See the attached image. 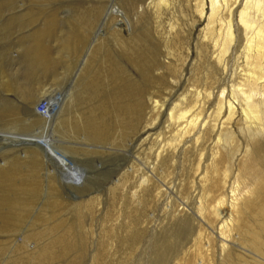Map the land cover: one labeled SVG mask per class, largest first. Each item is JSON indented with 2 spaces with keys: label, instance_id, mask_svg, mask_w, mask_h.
I'll return each mask as SVG.
<instances>
[{
  "label": "rangeland",
  "instance_id": "rangeland-1",
  "mask_svg": "<svg viewBox=\"0 0 264 264\" xmlns=\"http://www.w3.org/2000/svg\"><path fill=\"white\" fill-rule=\"evenodd\" d=\"M150 1L0 0V160L16 157L23 152L32 156L37 154L41 161L39 167L41 171L40 178L39 173L35 177L43 181V189L36 199L35 208L27 211L29 216L19 227L18 232H0V264H224L221 260V251L214 244H210L206 237L211 229L207 224L204 223L200 226L198 220L194 221L192 218H186L183 222L171 219L172 209L176 203L188 204L192 209H196L199 205L203 195V181L198 180L203 173H206L204 165L212 157L210 156L211 139L204 144L206 148H202L198 154L193 151L185 154L179 149L174 154V158L167 159L163 169L159 166L160 169L156 170L157 175L154 177L155 181H144L147 166L157 162L156 156L162 149L161 147L171 148L168 144L176 142L175 132L173 130L167 132L168 129L165 128V124L163 125V120L156 119L158 117L153 115L150 109L147 110V108L144 112L146 116L150 113L152 118H149L150 122H148V127L153 130L152 136L147 141H144L142 137L138 139L135 134V136L131 135L132 139L128 138L125 141L112 140L110 143L107 140L103 146L95 141L87 140L86 142L84 138L83 141L81 139L74 140L72 135L65 136L61 129L62 120L74 99L72 95L77 94L79 90L80 81L78 78H80L79 69L81 67L79 65L82 64L83 59L90 51V56L93 61H96L95 64L99 65V69H103L105 66L101 61L103 55L99 56V53L94 56V53L100 51L101 48L103 49L101 52L109 51L113 55L112 62H120L141 85L146 82L132 61L120 51L121 43L117 39L120 32L127 34V26H131L133 30L145 28L142 31L143 34L150 35L145 37L154 40L146 41L154 48L158 46L156 49L159 50L153 48V52L157 53L156 57L153 53L157 59L153 58V61L155 59L157 66H160L159 69L163 68L160 73H164V77L158 73L159 70H157L159 77L156 72L152 73V76L155 74L156 79L147 85L149 91L147 90L148 93L145 94L149 96L146 95L148 97L144 98V95L142 100L145 99L148 102L149 97L161 96L163 102L167 100L165 103L170 106H168L170 111V109L177 108L181 99L184 98V94H189L190 97L193 94H191L192 90L194 92L203 87L211 75V69L207 65L212 59V48L209 47L212 42L204 44L203 47L208 48L209 52L205 53L207 49L204 50L205 52H202L200 58H197L198 55L194 52L196 44H201L203 40L200 29L204 28L205 24L199 25L193 35L188 33L182 39L191 49L190 57L178 62L179 67L175 64L165 67L161 63V60L165 58V55L162 54H165L166 51L169 53H166L168 57L174 58L178 54L179 47L171 42L172 39L163 40L165 35L161 36L160 33H157V36L155 27L159 26L158 30L164 33L170 29L169 24L176 18L164 15L163 18L153 20L149 15L144 17L139 14L138 10L141 9V6L147 5ZM194 1L191 0L192 3ZM186 2L182 5L185 13L189 12L188 2ZM176 15L182 19L179 12ZM82 16L90 17L92 23L89 22L88 36L82 39L81 48L79 47L84 51L78 49L79 52L74 54L72 51L65 50L64 46H66L67 39H73L77 34L79 23L83 20ZM178 17L177 20L183 22V19ZM214 26L218 34L221 23L218 22ZM41 30L45 31L41 35V41L44 46L47 44L46 49L49 48L47 53L52 59L51 64L32 62V57L29 56L35 42L39 40V31L41 32ZM85 31H87L86 28ZM167 31L164 34H167ZM85 33L87 32H84L83 37L87 35ZM157 37L160 39L159 41ZM54 51L62 52V54L58 55L59 53ZM184 54H186L185 51ZM66 56H70L69 61ZM77 57L81 59L79 60ZM158 59L160 64H158ZM65 61L66 67L68 66L67 62L71 61L70 67L65 71V65L62 64L64 69L61 68L60 71L63 69L62 71L66 73H62L58 78L55 76V66L52 63L57 62L58 64V62L64 63ZM208 61L210 62L208 63ZM236 61H238L236 58L229 61L228 70L230 72L236 68L237 65H233L237 64ZM193 63L194 66L191 68ZM233 66L234 69H232ZM170 69L171 71H169ZM179 69L183 74L180 78L177 77L179 80L176 79L179 84L177 82L176 87L175 85L168 87L169 81L174 77L172 74L176 75ZM49 71L51 72L48 73ZM50 74L53 75L50 76ZM160 79L163 81H159ZM101 82L103 83L102 80ZM38 83L45 84L46 97L40 93H34L31 95L33 99L29 104L26 92ZM164 86H166L165 89ZM94 100L97 103L98 99L94 98ZM40 101L49 102V116L44 117L36 112ZM190 104V107H193L196 101ZM209 105L208 113L213 111L216 103ZM144 119H142L144 124L142 120H140L141 122L138 120V129L147 126L145 121L148 119ZM142 124L144 126H141ZM127 126L128 122L123 130ZM236 136L233 146L237 151L232 156L233 158L231 157V161H233L229 163L231 167L223 165L231 169L225 172V168L220 163L218 172L214 173V175H218L216 176L220 180L219 182L224 184L228 190L238 185L242 186V181H239L238 178L240 170L237 161L242 158L245 145L242 135L237 130ZM38 140H43L44 143L50 145L49 160L44 155L42 148L36 144L35 141ZM109 143L122 147H114ZM200 153H203L202 157ZM37 164L35 163V165ZM209 173L212 172L209 171ZM17 181L25 182L28 179L21 177L17 178ZM164 183H167L168 186ZM222 185L220 184L223 188L224 185ZM167 187H172L173 192L167 191L168 193L165 194L163 191ZM54 191H57L59 196L57 216L50 219L51 221L45 222L48 226L44 222L40 223L41 226L34 224L33 222L40 217L42 209L49 202L53 203ZM2 192L8 195L4 194L5 199ZM14 192L9 187L5 188L0 185V213L6 212L8 209L2 206L5 205L2 203V198L4 200L7 197L12 198ZM215 192L214 189L209 193ZM207 196L210 197L209 194ZM204 198L205 201L209 199L206 196ZM8 204L9 202H7ZM58 224L61 227L51 232L49 227ZM30 234H35V236H32L31 242L25 243L27 235ZM54 238H59L66 244L69 238L72 241L69 244L72 245V249L64 252L61 250L62 246L54 247V252L50 255L52 258L48 256L46 260H44L45 258L33 260L34 255ZM207 254L210 255L208 260ZM249 256H251L250 252ZM234 263L240 264L239 262Z\"/></svg>",
  "mask_w": 264,
  "mask_h": 264
},
{
  "label": "bare ground",
  "instance_id": "bare-ground-1",
  "mask_svg": "<svg viewBox=\"0 0 264 264\" xmlns=\"http://www.w3.org/2000/svg\"><path fill=\"white\" fill-rule=\"evenodd\" d=\"M186 1L189 7V12L187 13H185L186 11L182 7ZM138 6H135V8H138ZM138 12L144 15V17L149 15L153 20L163 18L164 15H170L171 18L175 16L176 18L169 24L170 29L166 30L167 34H164L166 33L165 30L164 33L158 30L159 26L155 27L157 30L156 35L157 33H160L161 36L165 35L162 38L163 40L172 39L171 42L179 47L178 54L174 58L168 57L166 51L165 54H162L165 55L166 59L163 58L161 63L165 67H171L174 64L179 67L178 62L180 63L181 60L190 57L191 49L187 47L182 39L188 33L193 35L199 25L203 26L205 24V27L200 29V35L203 38L201 44L203 45L196 44L194 52L198 55L197 58H200L204 50L207 49L206 52L204 51L205 53L209 52L208 48L203 47L205 46L204 44L213 43V45L211 43L212 47L209 45L210 49L212 48V59L210 60L211 62L208 61L210 64L207 65L211 69V75L207 78L203 87L201 86L202 90L197 89L194 92L192 90L191 94H193L190 97L188 96L189 94H184V98H182L181 94V103L178 106L176 105L177 108L170 109V111V106L165 103L167 100L163 102L161 96L152 98L153 96L151 95L152 97H149V99L146 98L148 102L145 99L142 100L144 95V98L149 96L145 94L148 90L147 85L156 79L155 74L152 76V73L156 72L157 77H159L157 70L161 74L160 70L163 68L159 69L160 66H157V62L155 63L157 53L153 52L154 47L146 41H149L151 38L147 39L145 37L149 35L148 33L143 34L144 32L142 31L145 28L133 30L131 26H127V34H121L122 32H120L117 39L121 43L122 49L120 51L132 61L146 82L141 85L120 62H112L113 55L109 51L101 52L103 50L101 48L99 49L100 51L96 49L97 52L94 53V56L99 53V56L103 55L101 61L105 66H103V69H99V65L95 64L96 61H93L91 58L90 51V54L88 53L83 59L82 64L79 65L81 66L80 69L78 68L80 78L78 76L77 78L80 81H78L80 86L77 94L74 93L72 95L74 99L62 120L61 129L63 134L65 136L72 135L74 140L81 139L83 141L84 138L86 142L87 140L95 141L101 145L107 140L110 143L112 140L125 141L131 135L135 136V134L138 139L142 137L144 141H147L152 136L151 132L153 130L148 127V122L152 118L150 117V113L147 114V116L149 115L147 118L144 112L147 108V110L150 109L152 114L158 117L156 119L163 120V125L165 124V128L167 127L168 129L167 132L170 130L175 132L176 142L168 144L171 148H165V146L161 147L162 149L160 148L161 150L156 156L157 162L155 161L156 163L147 166L148 169L145 174L146 177L144 176V181H155L156 170L159 166L163 169L167 159L174 158V154L179 149L185 154L189 151L198 154L202 148H206L204 144L208 143V140L210 141L211 139L212 146H209L212 147V149L210 148L212 151L209 150L212 157L210 160L208 156L210 161H207L204 165L206 173H203L200 180H198L203 181V195L201 196L199 205L196 209H192L188 204L185 205L183 203L184 205H180V202L179 204L176 203L172 209L173 216L171 215V219L172 221L178 219V221L183 222L186 218H192L194 221L198 220L200 226L204 223L207 224L211 229L206 237H208L210 244H214L219 248L221 260H223L224 264H235L234 262H239L240 264H264V0H195L193 3L191 0H151L147 5L141 6ZM177 12L182 16L183 22L177 20ZM82 17L83 20L79 23L77 34L73 39H67L66 46H64L65 50L68 52L72 51L74 54L79 52L78 49L79 47L81 48L82 39L88 36L89 30L87 26H90V17ZM178 18L181 19V17ZM218 22L221 23V29L217 34L214 25ZM85 28L87 31H85ZM88 28L91 29L90 27ZM44 32V30L39 31V40L35 42V46L32 48V53L29 56L32 57V62L51 64L52 59L47 53L49 48L46 49L48 47L46 46L47 44L45 43L46 45L44 46L41 41V35ZM84 32H87L85 33L87 34L85 37H83ZM151 36L153 35L151 34ZM61 48L60 50L63 51ZM57 49L59 48L57 47ZM166 49L168 48L166 47ZM79 50L82 51L83 49ZM184 51L186 54H184ZM55 53L59 52L56 51ZM60 53L62 54V52ZM153 53H155V57ZM153 58H155L154 61ZM232 58H236L238 61H236L237 64H233L237 65L236 68L234 69L233 66L232 69L234 70L230 72L228 65ZM67 60L69 61L70 58ZM158 61V64H160L159 59ZM70 62H67V67L65 65L66 61L64 63L58 62V64L57 62L52 63L55 66V76L59 78L62 73H66L62 70L65 68L64 70L66 71L70 67ZM62 64L63 66L65 65L64 68L61 66ZM193 66L194 63L191 68ZM61 68L63 69L60 71ZM52 75L50 74V76ZM161 75L164 77V73ZM161 75L160 77H162ZM172 75L173 80L169 81L168 87L177 85L178 81L176 79H178L177 77L180 78L181 75L183 76L182 70L179 69L176 75ZM104 82L105 84L107 82L106 87L104 86ZM102 84L104 85L101 86ZM166 86H164V89ZM44 87L45 84L38 83V85L32 86L26 92L29 104H31L30 102L33 99L31 95L34 93H40L46 97L47 91H45ZM76 96L77 98L75 99ZM94 98L98 99L97 103ZM193 101H196V104L190 107V103ZM215 103L216 106L214 105L213 111L208 113L207 107L210 106L209 104ZM143 115L146 116L143 117L145 118L144 120L148 119L145 121L147 126L143 125ZM138 120L139 122L142 120L143 124L141 126H144L143 129L139 127L141 131L138 129ZM127 122L128 126L123 130ZM236 130L242 135L245 145L242 158L237 161L240 170L238 178L240 179L239 181H242V186L238 185L228 190L224 184L223 186L219 182L218 175L216 174V176L214 173L218 172L220 163L222 166L226 164L228 167H231L229 166V163L233 162L231 161V157L237 151L233 146L235 138H237ZM110 145L122 147L114 143ZM35 163L38 164L35 165ZM40 164L41 161L37 154L32 156L25 152L18 154L16 157L4 159V161L0 160V185L2 187L5 186V188L9 187L10 190L15 191L14 196L12 198L7 197L6 200H4L6 198L4 194L6 196L7 193L2 192L4 198H2V203L5 204L2 206L8 209L6 212L0 213L1 233L9 231H15L14 233H16L28 218L27 211L31 210L36 204V199L43 189V181L35 177L39 173L40 178ZM224 168L225 172L231 169ZM209 171L212 173H209ZM21 177L27 178L28 181H17V178ZM164 184L168 186L167 183ZM51 187L53 188V186ZM214 189L217 193H209ZM167 191L171 193L173 192V188L167 187L163 192L167 194ZM53 195V203L49 202L42 209L40 217L33 222L34 224L40 225V223L43 224L44 222L46 225L50 219L57 216V212L59 211H57V206L59 205L58 192L54 191ZM204 196L209 199L205 201ZM209 201H211V204ZM7 202H9V206ZM183 202L186 203V201ZM60 227L58 224L56 226L51 225L49 228L51 232H54L55 229ZM27 236L28 238L25 239V243L31 242L32 236H35V234ZM71 242L69 238L67 244L59 238H54L34 255L33 260H41L43 258L46 260L48 256L52 258L50 255L53 254L54 247L58 248V246H62L63 249L61 250H64V252L72 249V245H69ZM249 252L251 256H249ZM209 256L207 254V260Z\"/></svg>",
  "mask_w": 264,
  "mask_h": 264
},
{
  "label": "built area",
  "instance_id": "built-area-1",
  "mask_svg": "<svg viewBox=\"0 0 264 264\" xmlns=\"http://www.w3.org/2000/svg\"><path fill=\"white\" fill-rule=\"evenodd\" d=\"M37 112L42 116H49V102L40 101L37 105Z\"/></svg>",
  "mask_w": 264,
  "mask_h": 264
},
{
  "label": "water",
  "instance_id": "water-1",
  "mask_svg": "<svg viewBox=\"0 0 264 264\" xmlns=\"http://www.w3.org/2000/svg\"><path fill=\"white\" fill-rule=\"evenodd\" d=\"M37 109V108H36ZM36 142V144L39 146V147H41L42 148V150L44 151V155L46 156V158L48 159V153L49 152H51V150H49V148H51L50 147V145H47L46 143H44L45 141H43V140H38V141H35ZM55 148V147H54ZM55 150H57L56 148H55ZM58 151V150H57ZM61 154V153H60ZM70 159V158H69ZM49 160V159H48ZM71 163H73L72 161H71ZM54 167H55V165L53 164V163H51Z\"/></svg>",
  "mask_w": 264,
  "mask_h": 264
}]
</instances>
